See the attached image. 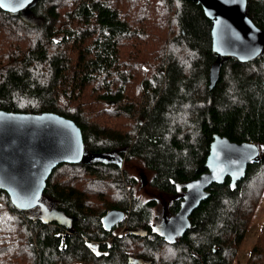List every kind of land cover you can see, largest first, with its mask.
<instances>
[{"label":"trees","instance_id":"obj_1","mask_svg":"<svg viewBox=\"0 0 264 264\" xmlns=\"http://www.w3.org/2000/svg\"><path fill=\"white\" fill-rule=\"evenodd\" d=\"M246 14L264 30V0H246ZM210 28L190 0L0 9V109L67 117L95 156L61 163L46 180L41 199L65 213L68 229L38 208L16 209L0 190V264H232L264 191V50L249 62L222 57L209 89ZM214 134L256 144L261 158L234 184L210 185L189 228L166 242L160 222L150 224L155 200L139 201L119 160L142 161L148 185L171 196L169 217L186 182L205 171ZM110 209L125 212L119 235L102 226ZM243 264H264V219Z\"/></svg>","mask_w":264,"mask_h":264},{"label":"water","instance_id":"obj_2","mask_svg":"<svg viewBox=\"0 0 264 264\" xmlns=\"http://www.w3.org/2000/svg\"><path fill=\"white\" fill-rule=\"evenodd\" d=\"M33 1L0 0V9L16 13ZM190 1L198 4L211 21L210 48L215 59L208 71V88L212 89L219 77L220 59L233 57L239 62L255 59L264 50V30L247 16L246 0ZM87 157L95 156H87L81 130L71 119L54 112L0 109V190L7 194L16 209L38 208L45 222H55L68 229L65 213L48 208L41 199L42 193L57 165L82 163ZM260 158L256 144L235 142L214 134L204 160L205 171L186 182L178 210L163 217L158 225L160 236L166 242L182 237L190 226L189 216L208 197L210 185L222 184L226 178L234 184L245 176L247 165ZM121 163L119 160V165ZM124 214L118 209L106 211L101 217L102 226L110 229ZM129 262L148 263L142 257H130Z\"/></svg>","mask_w":264,"mask_h":264},{"label":"rangeland","instance_id":"obj_3","mask_svg":"<svg viewBox=\"0 0 264 264\" xmlns=\"http://www.w3.org/2000/svg\"><path fill=\"white\" fill-rule=\"evenodd\" d=\"M121 168L135 180L132 187L135 196L140 202H146L150 199L155 200V205L149 209V220L152 227H155L163 216L168 217L166 205L170 201L171 196L163 195L152 189L148 185L152 173L144 166L141 160L131 159L121 163ZM126 187V185H124ZM264 219V191L260 197L259 203L255 208L254 215L250 225L244 235L241 244L238 247L237 254L233 259L232 264H243L248 255L249 249L255 241L256 234ZM120 228L117 227L113 232L114 235L120 234Z\"/></svg>","mask_w":264,"mask_h":264},{"label":"flooded vegetation","instance_id":"obj_4","mask_svg":"<svg viewBox=\"0 0 264 264\" xmlns=\"http://www.w3.org/2000/svg\"><path fill=\"white\" fill-rule=\"evenodd\" d=\"M117 227H119V226H118V223L115 224V225H114L113 227H111L110 229H106V230H107V231H110L111 233H113ZM123 230H124L123 227H121V228H120V234L123 232Z\"/></svg>","mask_w":264,"mask_h":264}]
</instances>
